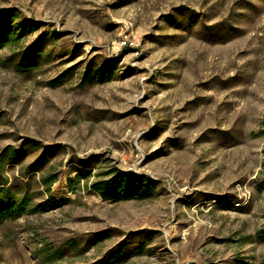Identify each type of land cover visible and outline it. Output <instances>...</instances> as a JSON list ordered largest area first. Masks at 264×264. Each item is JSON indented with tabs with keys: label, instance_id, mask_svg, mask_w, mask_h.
<instances>
[{
	"label": "rangeland",
	"instance_id": "1",
	"mask_svg": "<svg viewBox=\"0 0 264 264\" xmlns=\"http://www.w3.org/2000/svg\"><path fill=\"white\" fill-rule=\"evenodd\" d=\"M12 8L38 25L0 50V183L38 209L0 218V264H264V0ZM111 168L154 190L104 199Z\"/></svg>",
	"mask_w": 264,
	"mask_h": 264
},
{
	"label": "trees",
	"instance_id": "2",
	"mask_svg": "<svg viewBox=\"0 0 264 264\" xmlns=\"http://www.w3.org/2000/svg\"><path fill=\"white\" fill-rule=\"evenodd\" d=\"M38 24L31 20H21L19 10L16 8L0 11V50L17 45L20 40L30 31H34ZM15 157L16 153L8 151L0 156V172L3 169L4 158L10 154ZM91 173L84 175L89 179ZM56 178L50 174L42 177V183L47 191H50ZM9 182L0 183V196L8 199L7 205L0 209V218H16L21 213L34 211L38 207H31L34 200L33 193L27 190L12 191L7 186ZM71 189L75 184L73 179L69 180ZM90 188L99 193L106 200H125L131 198H141L152 193L153 184L145 176H135L118 168H111L104 172H99L91 182ZM54 205H59L60 201L53 200ZM237 264H249L241 261Z\"/></svg>",
	"mask_w": 264,
	"mask_h": 264
}]
</instances>
